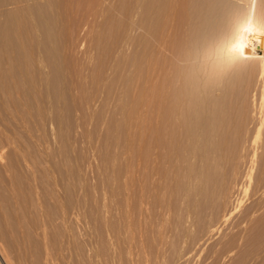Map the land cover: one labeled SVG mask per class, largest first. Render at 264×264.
<instances>
[{"label": "rangeland", "instance_id": "rangeland-1", "mask_svg": "<svg viewBox=\"0 0 264 264\" xmlns=\"http://www.w3.org/2000/svg\"><path fill=\"white\" fill-rule=\"evenodd\" d=\"M198 6L187 11L193 22ZM156 8L0 0V264H264V126L247 167L264 70L241 62L211 78L213 90L201 75L195 112L174 118L165 156L153 143V100L140 99L152 60L176 62L154 39ZM237 8L253 9L264 34V0ZM177 21L175 43L205 42L199 22ZM206 93L222 112L209 134Z\"/></svg>", "mask_w": 264, "mask_h": 264}, {"label": "bare ground", "instance_id": "bare-ground-1", "mask_svg": "<svg viewBox=\"0 0 264 264\" xmlns=\"http://www.w3.org/2000/svg\"><path fill=\"white\" fill-rule=\"evenodd\" d=\"M143 1L147 3V7L156 4L157 8L155 11V19L152 24V32L156 37L154 39L155 41L157 40L156 42H160V44L164 46V49L169 51V53H172L176 58L174 59L176 62H172V61L163 62L160 61V59L158 60L157 58H156L157 60L154 61L152 60L150 65L153 63L151 65L153 70L150 69L151 67H148L149 70L152 71L150 72L152 73L150 75L151 77L150 81L152 87L149 88L148 85L151 84H148L147 81H145L144 84L146 83L145 86H147L149 89L147 87H144L141 89V93H140L141 94L140 99H142L141 101H143L147 97H151L153 100V105H154L153 110L155 111L154 113L156 114L155 121L157 120V122H155V124L157 123L156 124L157 128L152 132L154 137V138L152 137L154 141L153 143H155V147L156 146L158 147L157 149L162 150L161 152L165 154V156H167L170 155L169 154L170 150L173 148V146H175L176 139H178L175 138L174 136V134L176 133L175 130H171V127L174 124L173 123L174 118L176 117L180 118L181 119L180 122L185 123L187 120V118H185V114L187 113V111L191 113V111L194 110L193 113L195 112L194 103L196 99L195 97L197 96L198 93L197 90L199 89L198 85H200L199 78L202 77L201 75H203L204 79L206 80L203 81V83L204 84L208 83L207 84V89H208V86L211 84V80H210L211 78L212 79H214L213 77L218 78L219 77L218 75L220 73L224 72L228 68L230 69L231 67H235L239 65L241 62L243 63L249 61H257L259 64L258 67H260L259 72L260 71L262 72V70H264V34L261 31L263 27L261 26V24L259 25L257 19L259 17L257 14H255L253 9L251 10V8L247 13H245V15L237 7L230 10H226L224 15H219L218 10L214 8L210 3L206 4L205 0H198V1L197 0H143ZM198 4L199 6L197 10L199 9L200 6H203L204 9L202 11V15L201 16L199 15L200 16L199 21L194 19V22L196 21L199 22V25H197V27L195 26L191 27L194 24V22L192 21L193 20L192 18L191 19L189 18L190 15L188 14L187 11H190L189 13L191 14L192 7L194 8V6ZM175 19L176 21L178 20L177 25L183 23L185 26H187V22L190 19L193 23L189 20V22H191L192 25L190 23L191 26H187V28L189 27L188 29L190 28L193 29L195 27L194 34H196L197 32L198 33L201 32L198 35L200 36V38L203 37L204 39L201 38V40L203 39L205 40V42L198 46L194 45L195 47L192 50H188V49L186 50L182 48L179 45V42L178 44L175 43L174 41L175 37L173 38L171 36L174 35L172 33L173 31L171 32V27L176 26L175 24H173L175 23L173 22ZM259 20H261V18H259ZM167 23L171 24V26L169 24L166 26V27L169 26L170 31L167 33L168 36L167 35L163 36L162 34L164 32L162 33V30L164 25ZM218 26L220 27L218 31L219 30L220 31L214 33V29L217 28ZM204 28L212 29L213 30L212 35L203 36L202 31ZM189 34L191 35V33ZM154 35L152 36L154 37ZM180 60L183 61L189 60L190 64L188 63L189 65L187 67H180L177 63ZM195 60H197V63L195 62ZM144 84L142 83L141 85ZM209 87L212 88V86ZM204 88H205L204 89V93H205L206 86H204ZM212 90L210 89V91L207 92L210 93ZM216 90H218L219 93L218 87L216 88ZM208 95L206 96L207 98H205L206 100H204L205 104L201 111L202 117L204 118V120L202 121L203 122L202 128H204L206 134H209V132L212 131V128H214V130L217 129L222 122L221 110L219 108L215 109L214 106H213L214 108L210 107L209 104L210 99L208 98ZM261 101L258 103V105L255 108V122L253 124V129L255 130L254 135L247 141L248 142L247 147L249 146L248 148H250L249 156L247 158L248 169H251L253 167L254 156L257 153V149L260 147V145L257 144L259 142L257 141L256 143V138L259 137V136L257 137V135L260 133V130L264 126V108ZM187 115L188 114H186V116ZM190 119L191 117L188 116V120ZM177 124L178 126L180 125L179 122ZM162 125L164 126L163 127L164 129L162 128ZM174 125L176 126V124ZM165 126L168 129H166ZM174 129H176V127ZM192 131L193 130H189L187 132L189 133ZM145 145L147 146V144L143 142L141 145L142 148H140L142 149V153L140 154L145 155L146 151L148 150L146 149ZM2 147L1 150L3 149ZM160 150H158V153L155 151L157 155L159 154L158 158L159 157L165 158V156L162 155ZM159 152L161 153V156ZM151 153H154V151ZM145 157L147 158V155ZM152 166L154 165L152 164Z\"/></svg>", "mask_w": 264, "mask_h": 264}, {"label": "snow or ice", "instance_id": "snow-or-ice-1", "mask_svg": "<svg viewBox=\"0 0 264 264\" xmlns=\"http://www.w3.org/2000/svg\"><path fill=\"white\" fill-rule=\"evenodd\" d=\"M205 2L216 8L219 15H224L226 10L238 7L242 0H205Z\"/></svg>", "mask_w": 264, "mask_h": 264}]
</instances>
